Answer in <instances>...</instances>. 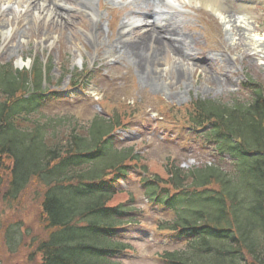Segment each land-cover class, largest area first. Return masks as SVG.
Segmentation results:
<instances>
[{"label":"trees","instance_id":"obj_1","mask_svg":"<svg viewBox=\"0 0 264 264\" xmlns=\"http://www.w3.org/2000/svg\"><path fill=\"white\" fill-rule=\"evenodd\" d=\"M26 79V74L0 67V216L7 215L0 224V258L9 261L6 247L10 254L20 249L22 264H121L111 257L125 245L112 235L125 209L104 190L111 180L127 177L122 164L134 162L145 171L147 166L133 148L107 150L104 136L111 126L105 122L98 128L93 124L89 136L76 133L66 142L49 141L44 123L35 121L29 128L30 120L22 118L23 128L16 125L21 106L36 107L15 98ZM256 94L251 103L231 107L198 101L191 117L197 125L206 117L218 118L214 133L237 138L236 143L228 142L230 136L221 140L237 158V173L216 164L182 171L168 159L166 174L156 172L146 182L151 197L162 183L170 186L163 189L176 191V218L165 228L194 236L186 249L164 255L173 264H264V98L263 92ZM84 152L95 153L82 160L92 162L89 169H65L78 164L76 154ZM41 188V200L29 192Z\"/></svg>","mask_w":264,"mask_h":264},{"label":"rangeland","instance_id":"obj_2","mask_svg":"<svg viewBox=\"0 0 264 264\" xmlns=\"http://www.w3.org/2000/svg\"><path fill=\"white\" fill-rule=\"evenodd\" d=\"M29 1L0 0V64L9 63L15 68H19L20 61L28 67L40 64L43 71L50 74V80L45 81L42 88L50 91L47 96L53 92H57V95L47 97L40 113L33 118L67 114L75 116L79 121L91 120L97 113L96 96L88 89L77 95L75 89L67 97L66 91L69 92L68 85L72 80L80 79L79 83L83 85L92 84L99 99L105 100L103 106L106 109L116 112L121 108L125 119H131L126 124L128 131L122 134L125 139H119L120 144L139 143L137 148L141 149L149 169L163 172V164L168 156L182 161L181 167L187 169L189 159L184 160L188 157L209 160L214 154L217 158L219 155L215 145L205 141L203 136L168 132L167 139L163 140L151 130L142 131L143 123H147V128L151 127L149 122L154 125L173 121L178 123V120L189 116L187 112L191 103L198 99H209L221 104H232L236 100L248 101L254 82L264 84V57L260 53L264 41L256 42L253 38L259 34L264 37L262 6L252 10L254 16L246 20L243 28L230 30H222L215 15L207 9L198 18L206 28H199L198 22H195L194 32L187 36V41L191 42L186 47H189L194 56L185 58V68L177 55H174L177 53L175 46L161 57L163 66L158 68L151 65L152 61L149 62L150 59L143 53L139 54L143 60L138 66L153 71L150 80H147L145 74L135 66L134 62L138 59L130 57L129 50L126 47L121 48L117 40L121 31L120 20L132 10L140 9V1L116 0V5L106 3L99 10L100 21L95 19L96 16L92 19L91 15L78 16L77 13H74V17L64 13L54 17L50 9L47 14L42 11L43 7L39 14ZM92 1L95 3L94 11L97 12L98 2ZM51 2L55 3L52 6L57 7V1ZM42 3L39 2L40 5ZM148 5L146 3L143 7ZM96 22L102 30L94 25ZM91 26L98 30L92 32ZM182 33L186 36V28H183ZM117 51H120V55H116ZM222 60L228 62L227 66ZM84 69L89 72L82 77L79 72L85 71ZM245 72L252 79L250 86H241ZM41 121L44 122L45 119ZM72 125L73 123L68 127L67 124H56L58 136L62 139ZM6 161L10 167L11 161L7 158ZM221 163L226 170L234 173L235 164L232 160L224 157ZM130 173V178L123 182L128 185L134 198L132 208L135 210L131 212L130 215H133L128 220L134 218L139 223L127 225L119 233L118 238L129 242L132 250L119 255L118 259L123 264H165L156 253L160 248L174 244L168 242L165 233H158L153 224L158 216L159 219L171 217L160 216L154 206L144 198L140 172L133 170ZM150 175L152 173L147 176ZM29 192L39 199L35 189ZM126 199L125 194H117L112 202L116 204ZM6 219L7 215H1L0 224ZM34 227L40 228L38 224H34ZM22 257L19 249L6 264H11V261L12 264H21ZM0 264L3 263L0 261Z\"/></svg>","mask_w":264,"mask_h":264},{"label":"bare ground","instance_id":"obj_3","mask_svg":"<svg viewBox=\"0 0 264 264\" xmlns=\"http://www.w3.org/2000/svg\"><path fill=\"white\" fill-rule=\"evenodd\" d=\"M51 1L52 0H30L29 2L33 4L35 9L38 10L39 14L41 12V7H43L42 11H44V12L46 11V14H47L49 12V9H50L52 11L51 15L55 16V14L57 12H59V10L57 8H55L54 6H52L54 4H52ZM101 1L102 0H97L98 3H100ZM188 1H194L198 4H203L205 6H210L212 8L215 7L213 9L216 10V12H218L221 15H223V13L225 12L223 10L224 8L221 9V7H218L219 4H222V2H223L222 0H188ZM39 2H43V3L40 5ZM75 2L79 3L78 6L81 10H84L89 15L90 14L94 15L93 12H94L95 5L91 6L90 0H59L58 3L62 4V6H63L62 11L64 13H67L68 10L66 8H69V6H71ZM29 6H27V7H29ZM240 7L243 8V13L241 15H246L247 13H249L248 6L245 7L244 5H240ZM244 17H243V19L238 18L239 20L237 19L233 23L239 25L240 27H244L246 25V21L244 20ZM129 24H132V22H130L128 20L125 23V25H129ZM236 27L237 26H234V28H236ZM90 28L93 29L94 27L91 26ZM160 30H162V31H150V32H147L146 34H141L138 41H128L132 37L133 33L132 32L124 33L123 31H121L120 32L121 36L119 38L118 43L120 44L121 48L126 47L129 50V52L131 54L130 57L142 61L143 59H141L139 54L143 53L147 58L150 59L149 62L152 61V63H153L152 65L154 67L158 68V67L163 66V61H162L161 57L163 55H165V53L168 52L171 47H174V46L178 52L180 50L181 45H183L182 42L185 41V38H181L180 35H178L179 38H177L176 33L170 32V34H169V32H167L162 26L160 27ZM163 35H166V39H167V37H170V35L172 37H170L166 40L162 37ZM116 55H120V51L119 52L117 51ZM222 62L225 66H227V64H228L227 61L222 60ZM182 67L185 68L183 64H182ZM152 73H153V71H151V73L149 74V78H150V75ZM147 80H149V79H147Z\"/></svg>","mask_w":264,"mask_h":264}]
</instances>
